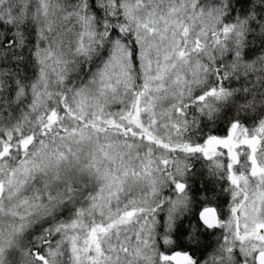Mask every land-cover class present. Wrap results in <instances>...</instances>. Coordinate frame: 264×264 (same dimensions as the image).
I'll return each mask as SVG.
<instances>
[{
  "label": "snow or ice",
  "instance_id": "6c2138e0",
  "mask_svg": "<svg viewBox=\"0 0 264 264\" xmlns=\"http://www.w3.org/2000/svg\"><path fill=\"white\" fill-rule=\"evenodd\" d=\"M0 264H264V0H0Z\"/></svg>",
  "mask_w": 264,
  "mask_h": 264
},
{
  "label": "trees",
  "instance_id": "16d2710c",
  "mask_svg": "<svg viewBox=\"0 0 264 264\" xmlns=\"http://www.w3.org/2000/svg\"><path fill=\"white\" fill-rule=\"evenodd\" d=\"M119 108L120 106L117 107V109ZM242 119L245 124L251 127V125L255 122V115L244 116L242 117ZM205 131L209 134L224 136L225 134H227L228 128L225 122L217 121L215 124L210 123L208 129H206ZM242 156L243 155H241V157ZM223 162L227 163V157L224 158ZM241 162H244V157L241 159ZM192 163L194 164L192 172H194L195 175L191 176L190 183L193 187L194 198L199 201L201 185H206L209 191V195L212 196V199L210 201L211 205L216 206L218 212L221 215V218L227 220L229 218V205L231 204V196L227 191H224V189L228 188L229 183L226 180H218L216 177L209 178L208 172L210 170L209 166L212 163L211 161H208L206 159H200L193 160ZM199 207L200 204L197 203L194 206L193 211H197ZM61 218H66V216ZM224 233L225 230L219 228L208 232L204 238L206 250L198 252V255L202 259L207 258L215 249L218 240L222 238ZM160 250L166 253L169 251L166 247L163 246Z\"/></svg>",
  "mask_w": 264,
  "mask_h": 264
},
{
  "label": "rangeland",
  "instance_id": "374dc122",
  "mask_svg": "<svg viewBox=\"0 0 264 264\" xmlns=\"http://www.w3.org/2000/svg\"><path fill=\"white\" fill-rule=\"evenodd\" d=\"M118 106L121 107V105L118 104V103L111 105V110H113V111L117 110V107H118Z\"/></svg>",
  "mask_w": 264,
  "mask_h": 264
},
{
  "label": "flooded vegetation",
  "instance_id": "af4514ba",
  "mask_svg": "<svg viewBox=\"0 0 264 264\" xmlns=\"http://www.w3.org/2000/svg\"><path fill=\"white\" fill-rule=\"evenodd\" d=\"M243 147V146H242ZM244 156L240 157V159H242Z\"/></svg>",
  "mask_w": 264,
  "mask_h": 264
}]
</instances>
